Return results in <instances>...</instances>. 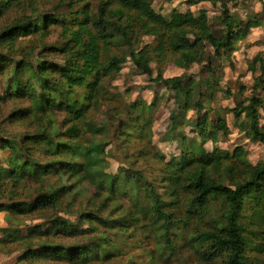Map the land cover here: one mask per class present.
Wrapping results in <instances>:
<instances>
[{
  "label": "clouds",
  "instance_id": "obj_1",
  "mask_svg": "<svg viewBox=\"0 0 264 264\" xmlns=\"http://www.w3.org/2000/svg\"><path fill=\"white\" fill-rule=\"evenodd\" d=\"M24 7L0 34V97L9 78L22 97L0 183L42 211L0 235L27 255L62 233L91 264H264V0Z\"/></svg>",
  "mask_w": 264,
  "mask_h": 264
},
{
  "label": "trees",
  "instance_id": "obj_2",
  "mask_svg": "<svg viewBox=\"0 0 264 264\" xmlns=\"http://www.w3.org/2000/svg\"><path fill=\"white\" fill-rule=\"evenodd\" d=\"M25 2L30 3V0H0V18L14 8H20ZM21 19L22 17L19 20L14 21V23L5 26L0 30V34L4 32L11 33L14 29H20L22 27L20 23ZM49 47L51 46H45V48ZM44 50L45 49L42 48L40 51L42 52ZM6 67L7 65H5L4 68H0V74L6 70ZM13 71L15 72V67H13ZM9 80V86L4 89L3 97H0V100L3 102L22 98L19 94L14 92L12 89L11 78H9ZM19 111L20 109H17L14 112ZM13 113H11V115H13ZM10 178L11 174L4 177L6 180ZM14 186L15 185H13V187ZM5 195L4 185L0 183V213H5L7 215L6 217L10 219L29 215L28 213L23 212L22 208L19 206L22 205L23 202H13L15 200L11 198L10 193L7 194L8 198L5 199ZM4 199L11 202L6 203L4 202ZM40 211H42V209L34 210V212ZM20 239H23V237L17 236L13 238L10 233H5L0 237V244L6 242L13 244ZM29 239L32 241V244L24 250L28 254L24 255L23 253L20 260L27 261L31 264H91L92 261L99 259L98 253L86 245L69 244L65 246L61 240L67 239V237L62 233L52 234L50 232L45 233L38 230L37 233H33ZM34 247H36V249H34Z\"/></svg>",
  "mask_w": 264,
  "mask_h": 264
},
{
  "label": "rangeland",
  "instance_id": "obj_3",
  "mask_svg": "<svg viewBox=\"0 0 264 264\" xmlns=\"http://www.w3.org/2000/svg\"><path fill=\"white\" fill-rule=\"evenodd\" d=\"M27 2H25L24 4H26ZM27 14V9L24 7V5H22L20 8H14L12 10H10L6 15H4L2 18H0V30L3 29L5 26L10 25L11 23H14V21L19 20L22 16ZM47 46H51V45H47ZM9 103V101H5L0 103V113L3 112V109L5 106H7V104ZM19 108H15L9 111V115H11V113H13L14 111H16ZM4 202L9 203L11 201H6L4 199ZM13 202H21V201H13ZM39 212H34L32 214H29L33 217V219H40V216L38 215ZM7 215L5 213H0V227H3L4 225H7L15 220H19L21 218H23L25 220V222H27V216L24 217H19V218H14V219H10L8 217H6ZM1 237V235H0ZM64 240V239H63ZM62 241V240H61ZM18 242H15L13 244H9V243H3L0 244V264H14V261H20V258L22 256L23 253H17L16 252V245ZM63 244H65V246L69 245L67 243L62 242ZM34 249H36V247H34ZM112 257H108L106 256L105 259H111ZM24 261V260H23ZM26 264H31L27 261H25Z\"/></svg>",
  "mask_w": 264,
  "mask_h": 264
}]
</instances>
